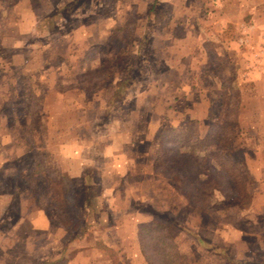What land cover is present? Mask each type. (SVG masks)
I'll list each match as a JSON object with an SVG mask.
<instances>
[{"label":"rangeland","instance_id":"obj_1","mask_svg":"<svg viewBox=\"0 0 264 264\" xmlns=\"http://www.w3.org/2000/svg\"><path fill=\"white\" fill-rule=\"evenodd\" d=\"M140 245L264 264V0H0V264H147Z\"/></svg>","mask_w":264,"mask_h":264},{"label":"trees","instance_id":"obj_2","mask_svg":"<svg viewBox=\"0 0 264 264\" xmlns=\"http://www.w3.org/2000/svg\"><path fill=\"white\" fill-rule=\"evenodd\" d=\"M153 8V7H152ZM152 10V9H151ZM191 131H190V127H188L184 132H178L177 130H172L170 129V131H163L161 132L157 139V150H156V158H155V173L157 172L158 174H160L161 172L159 171L158 168L160 167H165L167 165L168 162V156H169V152L171 151V149L167 148L168 144H172V145H176L177 142H181V146L187 143V140L189 141V138H191ZM230 141V140H229ZM228 144V142H227ZM226 145V144H225ZM222 153L226 155V157H228L231 161V154H229L227 152L226 147L222 148ZM217 163V162H216ZM221 169L223 170V168L225 169V167L220 166ZM236 168V165L233 164V166L231 167L232 170H234ZM239 173V171H238ZM162 175V173H161ZM164 176V175H163ZM62 180L66 181L65 178H63ZM67 188V186H66ZM68 189V188H67ZM181 190V189H180ZM179 190V191H180ZM179 191H175L177 193V195L179 196V199H182V207H187L190 204V200L188 198V194L183 193H179ZM86 201L83 200V206L85 207ZM140 232L142 230H146V233H150L151 232H155V233H159V238L158 240L160 241V248H158V250L153 252V255H158L162 258H173V257H178L179 253L176 250V247L171 239V237L168 235V233H164L167 232L168 227L166 225H162L160 223L157 222H151L149 225H143L142 227L139 228ZM164 234V235H163ZM140 254L146 259L147 264H161V261L158 263L156 260V256H155V261L150 260L148 257L150 256L149 253L147 251H145V248L142 247L140 245Z\"/></svg>","mask_w":264,"mask_h":264},{"label":"crops","instance_id":"obj_3","mask_svg":"<svg viewBox=\"0 0 264 264\" xmlns=\"http://www.w3.org/2000/svg\"><path fill=\"white\" fill-rule=\"evenodd\" d=\"M124 162H125V159H124ZM137 255V254H136Z\"/></svg>","mask_w":264,"mask_h":264}]
</instances>
